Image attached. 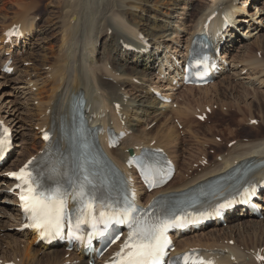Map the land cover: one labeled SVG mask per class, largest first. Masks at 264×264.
<instances>
[{"label":"bare ground","instance_id":"1","mask_svg":"<svg viewBox=\"0 0 264 264\" xmlns=\"http://www.w3.org/2000/svg\"><path fill=\"white\" fill-rule=\"evenodd\" d=\"M263 5L264 0H65L64 8L62 7L63 14L60 12L61 15L58 16L61 18L58 21L56 19L57 26L53 29V34L58 33L56 35L60 43L53 50L50 49V57L43 58V66L46 67L51 63L54 65L53 70L45 72L46 75L49 74L46 79L38 75L36 79L39 78V80L29 81L27 83L29 89L22 88L25 91L23 92L24 99L27 103L31 101L35 104L36 102L34 109L37 115H33L28 125L30 129L37 128L33 134V141H31L32 146L27 147V139L24 136L26 134L16 132L18 138L16 147L19 150L10 164L6 165L12 154L11 156L9 154L0 165V214L4 215L6 222L14 223L17 227L23 223L16 206V192L12 190L13 183L3 174L16 170L28 159L40 154L44 149L43 142L40 140L42 131L57 125L59 119L66 115L68 103L77 93L83 94L88 115L95 125L125 133L130 131V134L120 141L118 148L108 151L120 167L124 166L130 155L129 152L137 155L142 147L151 145L164 149L173 160L176 167L175 180L166 187L147 194L140 189L139 185L136 186L139 200L145 204L155 199L159 193L175 194L186 191L199 183L225 173L236 164L249 161L264 162L263 136L260 139L235 141L231 147L226 149L225 155L216 156V158L220 157L219 160L205 155L185 157L181 154L183 161L179 162L180 157L177 154L180 136L171 123V120H176L177 126L186 127L185 130H188L192 142L199 141L198 134L192 131L196 125L194 123L200 124L194 120V117L198 111L204 112L206 108L210 109L209 115H211L212 107L216 106L209 102L198 104L196 109L186 105V99L183 100L180 95L178 96L179 88L182 87L180 81L177 80L176 75H172L179 69L177 64L186 59L194 36L198 34L206 19L212 15L214 18L207 22V26L213 32V36L217 33L218 43L223 42L221 46L223 54L218 59L219 71L215 76L217 79L206 87H183L182 89L187 91L190 98L196 96H193V92H196L198 95L208 97L206 100L220 103L218 98H221L223 90H219L217 86L219 81L241 86V82L239 84L235 82L243 79L246 80L244 85L248 87L257 84L259 88H264V63L260 62L262 60L252 61L254 57L251 56V60L244 58L238 61V55L245 54L250 40L261 37L264 30ZM248 8L253 11L249 12ZM34 22V17L29 18L28 14L23 12L20 18L3 28L0 32V54L4 56L12 52L10 46L3 44L6 39L4 33L7 29L19 26L26 41L33 31L36 33ZM242 23L248 25H242ZM243 26L246 27L243 30L245 33L241 35L243 40L238 43L237 47L233 46L231 54L227 53V50L237 41V28ZM247 27L253 29L249 30ZM133 30L142 33L141 40L146 41L144 35L149 39L151 45H148L146 41L148 46L146 50L140 48L134 39L128 40L127 34ZM111 32L114 34L112 35ZM102 38L104 41L99 45V52L98 41ZM141 44L144 45L143 42ZM218 46L219 44H216V47ZM235 52L238 55L233 54ZM98 55L99 58H97ZM224 57L228 59L227 62L223 59ZM6 59L4 57L1 61V66ZM50 59L52 61H49ZM238 64L240 67L243 66L241 70L238 69ZM257 69L258 71L253 73V70ZM241 75L245 76L240 78ZM174 81L177 83L173 84ZM38 82L44 90L41 88L33 92ZM176 85L179 87L177 88ZM152 89L169 96L172 99L171 104L160 103L154 97ZM249 89L243 87L245 91ZM236 95L232 92L224 96L240 101ZM229 104V102L224 103L219 107H229ZM116 105L119 106L118 110L115 109ZM12 106L11 102L6 100L5 103H0V116L8 125L17 130L19 125L17 110ZM249 106L251 118L246 120V124L254 120L252 118L254 105L250 103ZM232 108L242 115L238 119L241 122L243 120L241 107L235 104ZM220 109L225 115L226 111ZM162 118L163 121L160 122ZM158 122L160 123L157 125ZM151 123L154 125L148 128ZM214 139H208L205 143L213 146ZM201 144L204 143L201 142ZM184 149L183 153H186L187 150ZM203 160L207 161V165H200ZM194 164H197V168L192 169ZM181 165H186L188 169H181ZM130 173L137 184L134 172L130 171ZM250 181L263 184L262 197L257 195L253 201L260 206L261 210H264V168L252 175ZM243 208L234 207L225 213L224 221L227 222L225 228L214 220L206 229L200 226L197 230L190 231L191 234L175 236V253L194 249L214 264L255 263L251 253L252 250L261 248L264 243V221L260 220L262 212L258 213L249 205ZM240 218L245 220L232 224L233 220ZM6 226L0 227V234ZM206 230L208 233L203 234L202 232ZM252 238L254 241L258 239L259 242L248 246L247 242ZM37 239L38 236L34 232L13 230L2 233L0 235V264H65L66 262L89 264L90 261L93 264H102V262L93 260L90 254L80 256V249L77 252L63 251L65 244L55 243L47 246L37 242ZM231 240L233 245H229ZM65 256L68 259H65Z\"/></svg>","mask_w":264,"mask_h":264},{"label":"rangeland","instance_id":"2","mask_svg":"<svg viewBox=\"0 0 264 264\" xmlns=\"http://www.w3.org/2000/svg\"><path fill=\"white\" fill-rule=\"evenodd\" d=\"M64 1L65 0H0V32L3 28H6L7 25L11 24L12 22H15L16 19L20 18L21 14L23 12L28 14L29 18L34 17V21H35L34 23L36 26V33H35V31H33L30 34L28 40H26V41L24 40L25 43H21L22 44L21 47L16 46L14 48V53H13L11 65L14 66L13 67L14 69L16 68V71L13 69L15 72H13L11 74V76L10 75L6 76V75H3L0 73V103H2V102L5 103V100L9 101L13 105L12 107H15V109L17 110L16 116H17V120L19 121L20 126L19 125L17 126L18 127L17 130L13 129L14 134H15V140H16V142L18 141V138L16 137V132L26 134L27 136L26 135H24V136L27 139V142H26L28 145L27 147L32 146L31 141H33V134L37 130L36 127L30 129V126H28V125H30V120L33 117V115H35V116L37 115L36 111L34 109V105L36 104V102H34L35 104H32L31 101L27 103V101L24 99V93H23L25 91L22 90V88L26 90V87H27L29 89V86L27 85V83L29 81L33 82L35 80H39V78L36 79V77L38 75H41L40 78L43 77L44 79H46L49 76V74H47L48 75L47 76L45 72L48 73L51 70H53L54 65H52L51 63L48 64L46 67L43 66V60H44L43 58L50 57V54H49L50 49L53 50L60 43L59 37H58V35H56L58 33L55 32L56 34H53L54 33L53 29L55 26H57L56 19L58 21V19L61 18L58 15L63 14ZM263 9H264V5H263ZM248 10H249V12L253 11L251 8H248ZM60 12H61V14H60ZM147 13L150 14L151 12H147ZM53 19H55V20H53ZM242 25H244V24L242 23ZM245 29H246V27L241 28L239 31L240 32L242 31L241 33H245V32H243V30H245ZM247 29L251 30L253 28L247 27ZM111 33H112V35L114 34L113 32H111ZM241 33L237 34L238 37L239 36L241 37ZM141 34L142 33L139 32L138 30H133L130 34H127V38H128V40L134 39L140 48H143L146 50V48H148L146 43L148 45H151V44L149 42V39L144 34H143L144 39L147 42L141 40ZM103 39L104 38L99 39V41H98V48H99L98 51L100 50L99 45L104 41ZM255 39H256V41H255ZM141 42H143L144 45H142ZM240 42H241V40L236 41V43H234L232 45V47L230 48V51H229V49L227 50V53L231 54L233 51L232 50L233 46L237 47L238 43H240ZM126 46H128V45H126ZM247 47H246L247 49L245 51L246 56H245V54L243 55V53L239 54V55L236 52L233 53V54H236L239 56L238 61L239 60L242 61V60H244V58L246 60H251V58H252L251 56L254 57L252 59V61H254V59L259 60L257 58V51H258V52H261V56H260L261 59L260 60H262V61H260V62L264 63V30L261 33V37L259 39H257V38L251 39L250 44ZM11 54H12V52H11ZM4 57H6V56L5 55L3 56L0 54V63L2 60H4ZM248 57H249V59H248ZM16 58H17V60H15ZM97 58H99V55L97 56ZM223 59L226 62L228 61V59H226L225 57ZM49 61H52V59H50ZM237 67L239 70H241V68L243 66L240 67L238 64ZM239 70H238V72H239ZM257 71H258V69L253 70V73H256ZM244 76L245 75H241L240 78H243ZM10 79H11V81H10ZM239 82H241V86H236V85H232V84H225L222 81L218 82L217 86H218L219 90L220 89L223 90L221 98H218L220 100V103H214V101H212V100H206V98H208V97H203V95L201 96V94H199L200 95L199 96L198 94H196V92H193V96L194 95H196V96H194L193 98H190V96L187 95L186 90L181 89L180 91H178V96L180 95V97H182L183 100L186 99L185 100L186 105H189L194 109H196V106L198 104H205L208 102L211 103L212 105H216V106L212 107V113H211V115H208V117H212L214 115V117H212L210 119V122L200 123L199 125H197V123H194L196 125L195 126L193 125L194 128L192 129V131H194V134H198L197 136L199 137V141H196V142L191 141V139L189 138L188 130H185L186 127L182 126L183 128H181V126L180 127L178 126V128H177L176 127L177 125L175 126V122L173 120H171L172 125L175 126V129H176V131H178L179 136H180L179 137L180 138V141H179L180 145H178L179 152H178L177 156L180 157V156H182L181 154H183V156H185V157H188V156L202 157L205 155V156H208L210 158L215 159L216 156H218V155H221V154L225 155L226 154V152H225L226 149L230 147L229 142L231 143V142H234L235 140L236 141L237 140L243 141V140H247V139H260V137H262V136L264 137V88H259L258 86H256L257 84H255L254 85L255 87L249 85V87H251V88L253 87V89H249V87L247 85H244V84H246V80L240 79L235 83L239 84ZM222 83H224V84H222ZM219 84H221V85H219ZM242 86L247 87L249 89V91L243 90ZM35 87H36V89L42 88L40 82H38V85ZM42 89L44 90V88H42ZM224 89H226V91H224ZM30 90H29V92H30ZM152 91H154V90L152 89ZM225 92L228 95H229V93L232 94V92H234L235 95L237 94L236 96L240 101H237V100L232 99V98L230 99L229 97H225L224 96L226 94ZM246 94L248 96H246ZM243 96H245L244 98L246 100L243 98ZM29 97H31V96H29ZM212 97H214V96H212ZM250 97H252V98H250ZM228 102L230 103L229 107H227V106L226 107H219L221 104L228 103ZM249 102L253 103V105H254V108L252 110L253 111L252 112V118L256 119L257 123H259V125L256 124L253 126H249V124L245 123L246 120L251 118L250 113H249V111H250V108H249L250 103ZM235 104L239 105L241 107V111L243 114V120H241V122L238 119L242 115L240 113H237V111H235L232 108L233 105H235ZM246 107H248V108H246ZM214 108H217V109L213 110ZM220 108H222L226 111L225 115H223L221 113ZM30 112H32V113H30ZM194 120L196 121L195 118H194ZM207 120L208 119H206L205 121L207 122ZM162 121H163V118L160 119V122H162ZM160 122H158L157 125ZM151 125H152V123L148 126V128H151ZM143 128L144 127H142V129ZM31 130H32V132H31ZM208 130H210V132ZM231 132H232V134L230 135ZM214 138L217 139V142H216V139H214ZM208 139H214L215 144L213 146H210L208 143H205V141H207ZM197 142H199V143H197ZM201 142L204 144L202 145ZM16 145L17 144H15V146ZM184 148L187 150L186 153H183ZM181 149H182V151H180ZM211 149L214 150V154H216V156H212L214 154H212ZM18 150L19 149L17 148L15 153H17ZM192 157H189V158L191 159ZM11 161H12V159L10 160V162ZM178 161L179 162L183 161V158L180 157ZM10 162H9V164H10ZM195 167H196L195 164L192 165V169ZM185 168H186V165H184V166L181 165V169H185ZM187 169H188V167L185 170H187ZM3 175H5V173ZM239 220H245V219L240 218L238 220L237 219L233 220L232 224L235 223L236 221H239ZM260 220L264 221V216H262L260 218ZM6 221L7 220H5L4 215L0 214V227L2 228L3 225L4 226L7 225L6 228L2 229V233H8V232L12 231L13 228H15V227H13V226H15L14 223H9ZM223 228H225V226H223ZM207 231L208 230L203 231L202 233L203 234L208 233ZM23 240L26 241L25 239H23ZM257 240L254 241L252 238L250 241L247 242V245L253 246V244H255L256 242H259ZM230 242H232V241H230ZM230 242H229V244H230ZM261 248L264 250V243H263ZM65 253H67V252H65Z\"/></svg>","mask_w":264,"mask_h":264},{"label":"snow or ice","instance_id":"3","mask_svg":"<svg viewBox=\"0 0 264 264\" xmlns=\"http://www.w3.org/2000/svg\"><path fill=\"white\" fill-rule=\"evenodd\" d=\"M6 137V131L0 135V153H3L10 144ZM44 139H48L47 134ZM31 164L32 161H29L19 172L8 174L19 182L17 187L21 193L19 196L21 207L25 213L30 214L29 218L32 221L27 225L28 227L42 230L45 234L55 232L58 235L65 218L69 196L72 197L74 204L79 205L77 210L82 217L90 216L94 222L96 221L97 201H101V198L95 191V185L82 169L76 180L68 181V188L63 187L59 182H55L53 187L45 183V180H50L52 177L30 170ZM58 174L65 175L63 172ZM101 207L107 206L101 201ZM134 210L128 208L123 212L100 211L99 222L105 227L113 222L123 224L127 222L129 213ZM81 222L82 219L77 220V224ZM168 226L151 224L146 220H139L134 225H130L131 231L118 254L120 256L118 264H160L164 251L169 245L164 235ZM69 234H74L71 228Z\"/></svg>","mask_w":264,"mask_h":264}]
</instances>
